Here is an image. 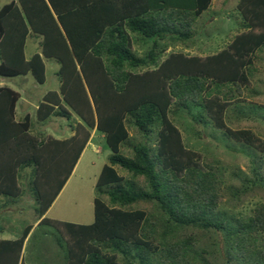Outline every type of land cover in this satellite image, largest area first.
I'll use <instances>...</instances> for the list:
<instances>
[{
  "label": "trees",
  "instance_id": "trees-1",
  "mask_svg": "<svg viewBox=\"0 0 264 264\" xmlns=\"http://www.w3.org/2000/svg\"><path fill=\"white\" fill-rule=\"evenodd\" d=\"M211 2L10 0L0 5V76L30 74L42 84L44 59L54 58L59 86L44 93L35 117H78L68 137L33 134L29 113L16 118L19 92L0 85V206L2 198L22 194L21 171L30 167L33 223L57 232L65 247L62 264H191L197 238L176 233L193 226L222 231L229 258L264 264V246L258 244L259 238L264 243V202L244 218L212 216L220 199L215 173L199 168L198 153L184 146L169 116L185 107L196 121H206V114L225 128L228 99L250 88L255 55L264 53V0H238L243 30L226 47L202 56L169 52L160 59L166 48L157 42L186 43ZM30 35L39 38V50L26 57ZM137 38L152 40L143 55L134 52ZM127 123L143 141L129 142ZM92 130L103 134L110 151L95 183L93 221L46 218ZM226 130L264 157V140L247 129ZM124 144H130L129 154L121 151ZM138 202L150 208H130ZM32 227L28 223L14 238H0V264H26L22 248Z\"/></svg>",
  "mask_w": 264,
  "mask_h": 264
},
{
  "label": "rangeland",
  "instance_id": "rangeland-1",
  "mask_svg": "<svg viewBox=\"0 0 264 264\" xmlns=\"http://www.w3.org/2000/svg\"><path fill=\"white\" fill-rule=\"evenodd\" d=\"M8 1L10 0H0V5ZM223 11L219 7L218 0H215L213 9L205 10L194 26L192 38L187 41L192 44H181L170 40L175 44H167L171 49L164 51V55L176 51L189 54L190 52L185 50L188 46L193 47L192 51L195 54L207 55L217 52L222 47L217 40H213L212 44H199V42L209 34L208 32H219V21L217 24L214 23L213 27L207 28V33L203 25L208 21L209 16L216 15L220 19L224 16ZM229 11L231 16L235 14L234 10ZM212 12L215 14L211 15ZM38 39L34 35L27 38L24 49L26 57H29L33 51L39 50ZM149 46L150 44H138L136 40L133 41V49L137 55H143ZM44 62L46 67L44 83L39 84L30 74H25L12 77L0 76V85L5 84L19 92L21 98L17 102L15 115L18 119L25 110L29 113L33 134L38 136L51 134L61 139L72 132L71 128L78 117L73 113L68 119L64 117H51L43 121L36 119L34 105L38 104L42 94L50 89L57 90L59 86L56 76L58 62L54 58H45ZM254 65L257 72L251 78V88L242 89L241 93L238 95L234 93V97L228 99L232 101L228 102L223 115L225 128L216 127L206 114L204 117L206 121H196L192 117L193 114L185 107L171 110L169 115L181 132L184 146L198 153L199 168L201 170L210 168L215 173L220 199L212 216L227 221L250 215L258 203L264 202V157L245 142L228 136L226 130L247 129L264 140L263 52L256 55ZM22 99L27 103L21 101ZM127 128L130 134L129 142L143 141L142 135L134 127L127 123ZM154 139L153 132L152 143L155 142ZM92 140L91 144H96L100 150L95 151L94 145L91 144L85 148L74 170L46 211L44 215L46 218L78 224H89L93 221V199L98 195L95 183L102 166L107 163L110 151L101 132L95 131ZM121 151L129 154L130 144H124ZM29 172L30 167L21 171L20 182L23 192L18 198L10 201L1 199L3 205L0 206V238H14L26 224L31 223L33 227L22 248L23 261L26 264H62L65 247L57 232L49 225H38L37 221L33 223L35 202L31 194ZM100 197L105 201L107 199L104 194ZM130 208L148 209L150 205L138 202ZM188 234H194L197 238V243L190 251L191 264H241L240 259L228 257L222 231L194 226L185 227L178 229L176 237L181 238ZM258 244L264 246L261 238Z\"/></svg>",
  "mask_w": 264,
  "mask_h": 264
},
{
  "label": "crops",
  "instance_id": "crops-1",
  "mask_svg": "<svg viewBox=\"0 0 264 264\" xmlns=\"http://www.w3.org/2000/svg\"><path fill=\"white\" fill-rule=\"evenodd\" d=\"M230 1H231V3H230ZM237 2H238V0H218L219 7H220L221 9L224 10V11H223V15H224V16H221L220 19H218V17H217L216 15H213V14H215V13L212 12L211 15H213V16H212V17L209 16L208 21L203 25V27L205 28V30H204L205 33H207V32H206L207 28H211V27H213L214 23L217 24V21H219V23H220V30H219L218 33L208 32L210 35L208 34V35H206L205 37H203V39L200 40L199 44H212V43H214V41L217 40V43L220 44V45H222V47L219 49V50H221V49H223L224 47H226V46L228 45V43L231 41V39L234 37V35H235L236 33H238V32H240V31L243 30L242 20H241V18H240V16H239L238 12H237V10H236ZM214 3H215V0H212L211 5H210V7L208 8L209 10H210V9H213V7H214ZM229 3H230V4H229ZM208 9H207V10H208ZM229 10H234V11H235V14H234L233 16H231V13H230ZM203 12H204V11H203ZM203 12L200 14L199 17H197L194 26L196 25L198 19L201 17V15L203 14ZM202 23H203V22H202ZM211 33H212V35H211ZM213 40H214V41H213ZM136 42H138V44H152V40H151V39H139V38H137V39H136ZM157 44H159V45H160V44H163V45L165 46V48H166L165 51H168V50H170L171 48H170V46H167V44H175V42H172V41H170V39H169V40H160V41L157 42ZM181 44H182V43H181ZM183 44H192V43H191V42H189V43L186 42V43H183ZM196 44H197V43H196ZM160 46H161V45H160ZM203 47H204V46H203ZM192 48H193V47L188 46V47H185V50H186V51H189V52H190V53H189L190 55H201V56H202V54H200V53H197V54L193 53V51H192L193 49H192ZM33 50H34V49H33ZM219 50H218V51H219ZM34 52H36V51H33V52L29 55V57H30ZM182 52H184V51H182ZM168 53H169V52H168ZM168 53H167V54H168ZM184 53L188 54L187 52H184ZM260 53H262V52H261V51H258V52L256 53V55H257V54H260ZM167 54L164 55V52H163V53L161 54L160 59H162L163 57H165ZM162 55H164V56L162 57ZM207 55H208V54H207ZM256 55H255V57H256ZM255 68H256V67H255ZM255 72H257V68L254 70L253 74H254ZM253 74H252V76H253ZM252 76H251V78H252ZM250 88H251V86H250ZM43 95H44V94L41 95V98H42ZM20 98H21V96H20ZM21 101L25 102L23 99H22ZM25 103H27V102H25ZM36 107H37V105H34V108H36ZM25 113H28V112L25 110L24 113L22 114V116H23ZM72 133H73V132H69L68 135H67L66 137L72 135ZM94 133H95V131L92 130L91 133H90V137H89V139H88V141H87L85 147L83 148L81 154L83 153V151L85 150V148H86L89 144H91V142L93 141L92 139H93ZM91 145H94V150H95V151L100 150V148H99L96 144H91ZM81 154H80V156H81ZM74 168H75V165H74V167H73L72 170H74ZM54 200H55V199H54ZM53 202H54V201H53ZM53 202H52V203H53ZM50 206H51V205H50Z\"/></svg>",
  "mask_w": 264,
  "mask_h": 264
}]
</instances>
